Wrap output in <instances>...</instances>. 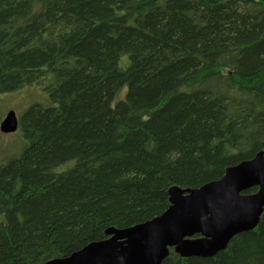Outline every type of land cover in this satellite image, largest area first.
<instances>
[{"label": "trees", "instance_id": "16d2710c", "mask_svg": "<svg viewBox=\"0 0 264 264\" xmlns=\"http://www.w3.org/2000/svg\"><path fill=\"white\" fill-rule=\"evenodd\" d=\"M32 85L48 100L0 162V264L68 257L264 152V0H0V95ZM162 264H264V214Z\"/></svg>", "mask_w": 264, "mask_h": 264}, {"label": "water", "instance_id": "95a60500", "mask_svg": "<svg viewBox=\"0 0 264 264\" xmlns=\"http://www.w3.org/2000/svg\"><path fill=\"white\" fill-rule=\"evenodd\" d=\"M9 111L4 134L18 130ZM258 188L257 192L246 193ZM163 214L92 242L65 258L43 264H162L173 249L182 258L214 257L240 233L255 229L264 214V152L226 169L224 176L197 189L172 187Z\"/></svg>", "mask_w": 264, "mask_h": 264}, {"label": "rangeland", "instance_id": "374dc122", "mask_svg": "<svg viewBox=\"0 0 264 264\" xmlns=\"http://www.w3.org/2000/svg\"><path fill=\"white\" fill-rule=\"evenodd\" d=\"M127 88H123L115 101L125 98ZM48 95L37 85L28 86L25 90L0 95V123L6 114L13 110L18 118L33 104H45ZM20 130L15 133L4 134L0 131V162L7 157L19 154L23 149V142L20 138Z\"/></svg>", "mask_w": 264, "mask_h": 264}]
</instances>
